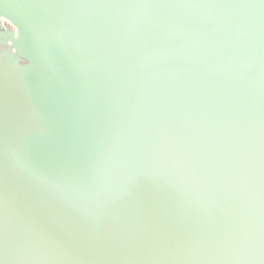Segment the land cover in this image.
<instances>
[{"label": "water", "instance_id": "1", "mask_svg": "<svg viewBox=\"0 0 264 264\" xmlns=\"http://www.w3.org/2000/svg\"><path fill=\"white\" fill-rule=\"evenodd\" d=\"M0 20V264H264V0Z\"/></svg>", "mask_w": 264, "mask_h": 264}, {"label": "flooded vegetation", "instance_id": "2", "mask_svg": "<svg viewBox=\"0 0 264 264\" xmlns=\"http://www.w3.org/2000/svg\"><path fill=\"white\" fill-rule=\"evenodd\" d=\"M11 28L7 25V23L3 20H0V35L2 36L5 32H8ZM8 47L3 43L0 42V53L6 52Z\"/></svg>", "mask_w": 264, "mask_h": 264}]
</instances>
